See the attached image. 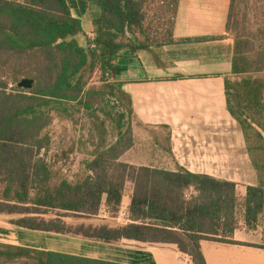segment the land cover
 I'll return each mask as SVG.
<instances>
[{
    "label": "trees",
    "instance_id": "1",
    "mask_svg": "<svg viewBox=\"0 0 264 264\" xmlns=\"http://www.w3.org/2000/svg\"><path fill=\"white\" fill-rule=\"evenodd\" d=\"M91 1L103 10L96 28V48L91 47L90 38L86 46L81 43L80 37L85 35L83 26L72 16L67 0H0V184L4 185L0 213H20L23 217L13 223L32 230L82 234L105 242L135 239L175 243L195 264H207L201 240L233 242L231 238L238 227L240 202L236 184L231 181L187 170L175 173L142 169L136 174L147 179L151 187L150 191L147 186L136 191L132 199L130 214L139 223L74 231L63 224L60 215L57 220L42 217L51 210L97 215L104 205L118 213L126 180L111 178L109 167L120 162L134 141L133 108L122 84L112 83L109 87L110 93L117 94L119 103L127 106V122L121 114L115 123L116 140L106 149L96 148L90 158L83 160L73 181L65 177L54 182L59 169H55L57 156L48 160L53 112L70 116L76 106L91 109L93 104L88 98L99 92L87 87V75L98 66L102 77L107 78L125 48L174 43L173 20L160 39L150 36L151 30L145 27L147 0ZM165 13L156 10L155 21ZM142 35L144 40L139 38ZM258 71H264V62L256 64L237 41L235 77L226 79L228 106L247 134L249 150L260 153L255 159L264 164V122L260 119L264 116V83L251 75ZM25 78L34 80L32 90L17 86ZM96 126L105 129L104 123ZM251 132L259 144H251ZM121 166L128 168L123 162ZM190 190L197 196L191 201L183 200L176 210L166 198V194L183 196ZM29 207L37 216H27ZM244 207L247 225L255 228L264 212V187H249ZM43 209L45 212H41ZM177 226L183 233L172 232ZM0 258H27V264H122L2 244Z\"/></svg>",
    "mask_w": 264,
    "mask_h": 264
},
{
    "label": "crops",
    "instance_id": "2",
    "mask_svg": "<svg viewBox=\"0 0 264 264\" xmlns=\"http://www.w3.org/2000/svg\"><path fill=\"white\" fill-rule=\"evenodd\" d=\"M175 1L174 43L127 47L114 62L111 80L122 84L133 108L134 141L119 161L133 173L187 170L234 182L240 207L233 242L202 239L201 250L207 264H264L262 215L256 227L250 228L244 207L248 188L264 187V164L256 160L260 153L249 150L247 134L229 110L226 89V79L235 77L233 59L239 42L231 29L235 0ZM67 3L72 16L82 23L85 35L80 41L86 46L87 39L96 36L103 10L91 0ZM78 167L72 172H78ZM134 191L135 181L130 179L122 206H130ZM108 210L104 205L90 219L92 227L139 223L133 219L121 223L119 214L112 216ZM42 217L51 219L48 214ZM14 220L18 218L0 213V244L122 264H195L175 243L105 242L82 234L27 229ZM29 260L0 258V264H27Z\"/></svg>",
    "mask_w": 264,
    "mask_h": 264
},
{
    "label": "rangeland",
    "instance_id": "3",
    "mask_svg": "<svg viewBox=\"0 0 264 264\" xmlns=\"http://www.w3.org/2000/svg\"><path fill=\"white\" fill-rule=\"evenodd\" d=\"M146 7L148 18L145 27L151 30L149 34L153 40L160 39V34L165 33L166 29H169L171 16L175 7V0H147ZM160 9L166 12V15L155 21L154 13L156 10ZM231 17L232 33L237 40H239L242 50L251 60L255 61L256 64L259 61L264 62V0H235ZM146 36H148V33H146ZM139 38L142 40L145 39L143 35ZM102 73V69L97 66V68L91 71L86 77L88 82L87 87L99 92L97 95L94 94L91 98H88L93 104L91 109L76 106L69 113L70 116L56 111L53 112L54 114L52 113L54 115V120L49 128V136L51 138V150L49 152L51 156H57L56 160L58 164L55 169H59L55 171L57 172L56 179H54L55 183L65 177L73 181L77 172L72 171L76 170L83 160L90 158L96 148L106 149L105 147L108 144L116 140L117 129L115 123L121 114L125 115L123 121L127 122V106L119 103L116 93L115 95L110 93L111 88L109 85L113 83L111 80V73L108 74L107 78H103ZM251 75L260 78L264 83V71L253 72ZM12 86L13 85H10V89ZM260 119L264 122V116ZM99 123H104V130L97 128L96 124ZM250 135V142L252 145L260 143L253 132H251ZM121 164L122 162H118L110 165V176L116 181L125 179V187L130 179L135 181V191L132 199L136 191L140 192L147 187L150 191L151 184L147 179H143L141 174L133 173L129 168H124ZM63 168H66L67 171H64ZM140 183L144 186L141 187ZM3 188L4 185L0 184V197L2 196ZM197 194L198 193L194 190H190L187 191L185 195L183 194V196L177 193L166 194V198L176 210L183 200L191 201ZM108 211L112 216H117V214H119L118 216L120 217L123 211H128V218L125 220L122 217L121 223H126L130 221L129 219H132L130 206H122L118 213L112 212L110 209ZM41 212H45V209ZM35 214L32 207H29V214H27V216H37ZM11 215L18 219L23 217L20 213ZM48 215L51 220H57L59 215L60 217H65L66 220L70 222V224L66 225L74 231L80 229H100L101 227L107 226L102 224L101 226L92 227L93 224L90 223V219H93L94 215L82 216L56 210L49 211ZM261 219L264 223V212ZM148 222L157 226L153 224L154 221ZM127 224H129V222ZM158 226L162 227L163 225L160 224ZM171 230L177 234L183 233V231L179 229V226ZM150 236L152 237V234Z\"/></svg>",
    "mask_w": 264,
    "mask_h": 264
},
{
    "label": "water",
    "instance_id": "4",
    "mask_svg": "<svg viewBox=\"0 0 264 264\" xmlns=\"http://www.w3.org/2000/svg\"><path fill=\"white\" fill-rule=\"evenodd\" d=\"M17 86L24 90H32L34 88V80L30 78H25L21 80Z\"/></svg>",
    "mask_w": 264,
    "mask_h": 264
},
{
    "label": "built area",
    "instance_id": "5",
    "mask_svg": "<svg viewBox=\"0 0 264 264\" xmlns=\"http://www.w3.org/2000/svg\"><path fill=\"white\" fill-rule=\"evenodd\" d=\"M94 40H95V37L91 38V47L92 48H96V43L94 42ZM128 215H129L128 211H123L122 214H121V218L123 217V219L126 220L128 218Z\"/></svg>",
    "mask_w": 264,
    "mask_h": 264
}]
</instances>
